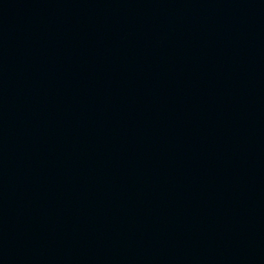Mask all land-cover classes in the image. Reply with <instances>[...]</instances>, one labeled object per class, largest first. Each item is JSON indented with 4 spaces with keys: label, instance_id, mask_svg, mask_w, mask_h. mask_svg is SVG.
Here are the masks:
<instances>
[{
    "label": "water",
    "instance_id": "95a60500",
    "mask_svg": "<svg viewBox=\"0 0 264 264\" xmlns=\"http://www.w3.org/2000/svg\"><path fill=\"white\" fill-rule=\"evenodd\" d=\"M0 264H264V0H0Z\"/></svg>",
    "mask_w": 264,
    "mask_h": 264
}]
</instances>
